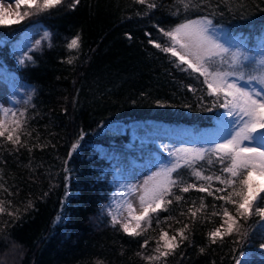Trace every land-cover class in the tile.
<instances>
[{
	"label": "trees",
	"instance_id": "16d2710c",
	"mask_svg": "<svg viewBox=\"0 0 264 264\" xmlns=\"http://www.w3.org/2000/svg\"><path fill=\"white\" fill-rule=\"evenodd\" d=\"M71 2L64 0L47 13L0 26V69L13 89L12 104L3 107L11 111L7 116L2 111L0 120L8 131L20 120L22 127L13 136L27 145L7 141L8 131L0 137V201L5 209L0 213V264H264V234L253 230L259 219L255 208L264 204H254V214L245 222L234 205L216 199L231 188L216 192L224 185L215 179L222 167L215 156L212 164L197 161L171 174L181 183L172 188L174 195L165 198L158 214L149 212L150 225L147 219L141 221V235H128L119 223H112L113 215L122 222L130 218L113 210L118 183L115 163L105 154L112 144L131 143L136 122L184 124L198 131L215 125L225 111L213 105L215 94H209L203 77L182 71L175 58L149 43L151 39L169 46L159 28L167 31L209 10L174 15L175 0H156L161 7L145 15L147 5L136 0H80L75 9L69 7ZM217 2L223 15H215L214 23L255 51L264 34V3ZM31 24L43 25L51 37L41 35L20 57L13 41ZM77 34L80 47L69 50L67 43ZM29 56L35 63L28 62ZM112 122H121L123 130L109 132ZM74 144L79 145L75 150ZM194 170L212 179H197ZM255 179L264 183L259 175ZM191 184L197 188L179 190ZM201 186L216 196L198 191ZM175 196L183 199L176 201ZM225 208L237 217L240 233L212 243L209 233L226 219ZM162 232L168 239L175 236L172 243L179 246L166 249ZM158 246L169 255L145 260L159 256ZM246 252L255 255L242 259Z\"/></svg>",
	"mask_w": 264,
	"mask_h": 264
},
{
	"label": "snow or ice",
	"instance_id": "6c2138e0",
	"mask_svg": "<svg viewBox=\"0 0 264 264\" xmlns=\"http://www.w3.org/2000/svg\"><path fill=\"white\" fill-rule=\"evenodd\" d=\"M14 2L16 5L15 13L10 11V4L5 8L0 3V26L20 23L26 17L47 13L56 6L63 4L64 0H14ZM136 2L147 5L145 15H148V10L161 7L156 0H152V2L136 0ZM79 3L80 0H72L69 7L75 9ZM261 3H264V0H261ZM175 5L174 15H180L181 11L184 13L203 9L209 11L207 15L197 16L196 19H186L167 31L157 26L159 32L167 38L169 46L162 47L160 43L151 39L149 43L175 58L177 67H180L182 71L191 70L203 77V82L207 84V88L210 90L209 94H215L213 105L225 109L227 116L231 119L227 121L226 134L219 138L222 142H211V146L207 148L175 149L169 152V156L173 159L150 177V180L153 181L151 186H149V181L144 182V191L139 197L140 204L143 206L140 215H132V206L129 204L130 219L128 222H122L115 215L112 216L113 225L119 223L122 230L131 236L141 235V232L137 231L141 227V221L147 219L150 225L149 212L158 214L165 198L174 195L172 188L179 186L181 181L171 178L173 172H177L181 167H194L197 161L206 160L208 164H212L213 156L217 157L216 163L222 166L221 175L216 176L215 179L224 185L223 188L216 189V192H224L228 188H231V192L225 196H216V192L203 186L199 187L198 191L206 192L210 196H216V199H222L226 203L234 205L235 212L245 222L254 214V204H264V196L261 195L264 193V183L255 179V176L259 175L264 180V44H261L255 51L247 50L243 41L230 44L229 41L234 38L228 36L226 40L227 34L214 23L215 15H223V12L220 11L221 4L217 0H175ZM22 6L29 10L21 13ZM12 15H15V20L8 18ZM128 35L131 39V35ZM146 35L150 36L151 34L146 33ZM50 37L51 33L44 32V38L50 39ZM40 44L41 41H36L37 46ZM79 47L80 36L77 34L67 43V48L78 50ZM26 59L30 63H35L30 56ZM67 62L71 64L73 61L69 59ZM20 63L24 64L25 61L22 60ZM184 65L187 67L185 68ZM241 81L244 83L241 84ZM30 99L31 97H29ZM157 103L162 102L158 101ZM0 110L5 116L11 111L2 106H0ZM26 111L27 109H25ZM12 115L15 116L16 113L12 112ZM20 116L23 117L24 112H21ZM23 122L26 123L27 121ZM12 123L14 127L8 131L5 127V121L0 120V137H5V132L8 131L7 141L27 146L21 144L19 135H16L15 138L13 136V133L22 127L21 121L14 120ZM28 135L31 134L28 133ZM78 146V144H74L73 150ZM178 153L184 155H178ZM192 174L197 179H212V177H202L201 173L196 170ZM0 188H3L2 184H0ZM190 188L196 189L197 185L191 184L179 190L187 193ZM238 188L239 191H237ZM136 190L133 189V191ZM182 199V196H175L176 201ZM167 203L170 205L172 200L168 199ZM153 205L155 206L153 207ZM204 207L202 203L201 209ZM4 211L3 201H0V213ZM192 214L195 216L196 213L193 212ZM255 215L259 219L253 225V230L264 234V207H256ZM223 216L226 219L221 226L209 233L212 243H216L217 239L222 240L225 235L231 236L234 231L240 233V228L235 227L238 223L237 217L229 213L226 208L223 211ZM57 219L60 218L57 217ZM132 221H135L134 227ZM225 225L227 227L222 232L221 228H224ZM178 231L183 239H187L183 230ZM240 238L243 239L244 235L241 234ZM175 239V236L168 239V233L162 232L161 240L164 241L166 249L172 250L179 246L172 243ZM260 247L264 248V244H261ZM155 251L159 253V256H147L144 259L151 262L169 255V251H161L159 246ZM203 251L204 249H201V252ZM237 264H240L239 260H237Z\"/></svg>",
	"mask_w": 264,
	"mask_h": 264
},
{
	"label": "rangeland",
	"instance_id": "374dc122",
	"mask_svg": "<svg viewBox=\"0 0 264 264\" xmlns=\"http://www.w3.org/2000/svg\"><path fill=\"white\" fill-rule=\"evenodd\" d=\"M0 3L5 8L10 4V11L15 13L14 0H0ZM14 17L15 15H12L8 18L13 19ZM215 24L227 34L225 36L227 40L230 35H228L226 27L219 23ZM44 32L45 28L41 24H31L24 28L13 41V46L17 49L19 56L22 57L28 45L37 40ZM230 37L234 38L229 41L230 44L240 42L238 37ZM261 44H264V34L260 39ZM259 46L255 50H258ZM243 83L244 81H241V84ZM10 85L11 80L7 79V75L0 69V106L2 107L9 106L13 102V89ZM1 116L2 110H0V119ZM229 119L231 118L227 116L225 110L215 125L207 126L198 131H194L184 124L170 125L155 120L134 123L131 143L126 146L112 144L105 151L108 158L115 163V178L118 183L117 190L112 196L114 213L128 217L130 211L128 205L131 204L132 215H140L143 206L140 204L139 197L143 194L144 182L149 181V186H151L153 181L150 180V177L173 159L169 156V152L175 149L210 147L211 142H222L219 138L226 134L225 130ZM109 125V132H121L123 130L121 122H112ZM156 147L160 150L158 151ZM178 155L184 154L178 153ZM133 189L137 190L133 191ZM132 226H135V221H132ZM253 255L255 254L252 252H246L242 259ZM239 262L242 264L241 260Z\"/></svg>",
	"mask_w": 264,
	"mask_h": 264
}]
</instances>
